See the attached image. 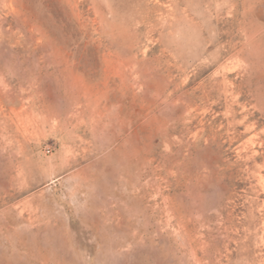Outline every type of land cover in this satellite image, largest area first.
Here are the masks:
<instances>
[{
    "label": "rangeland",
    "instance_id": "374dc122",
    "mask_svg": "<svg viewBox=\"0 0 264 264\" xmlns=\"http://www.w3.org/2000/svg\"><path fill=\"white\" fill-rule=\"evenodd\" d=\"M0 264H264V0H0Z\"/></svg>",
    "mask_w": 264,
    "mask_h": 264
},
{
    "label": "built area",
    "instance_id": "2783aa9c",
    "mask_svg": "<svg viewBox=\"0 0 264 264\" xmlns=\"http://www.w3.org/2000/svg\"><path fill=\"white\" fill-rule=\"evenodd\" d=\"M49 150H50V149H49ZM49 150H48V152H50Z\"/></svg>",
    "mask_w": 264,
    "mask_h": 264
}]
</instances>
